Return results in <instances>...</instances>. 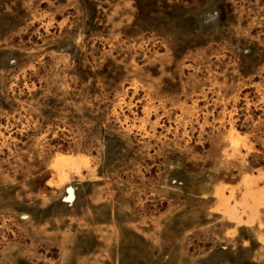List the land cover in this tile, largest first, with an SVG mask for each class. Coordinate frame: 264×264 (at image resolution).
<instances>
[{
    "label": "rangeland",
    "instance_id": "rangeland-1",
    "mask_svg": "<svg viewBox=\"0 0 264 264\" xmlns=\"http://www.w3.org/2000/svg\"><path fill=\"white\" fill-rule=\"evenodd\" d=\"M0 264H264V0H0Z\"/></svg>",
    "mask_w": 264,
    "mask_h": 264
}]
</instances>
